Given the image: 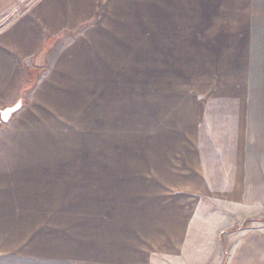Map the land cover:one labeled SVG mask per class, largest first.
<instances>
[{"label":"crops","instance_id":"1","mask_svg":"<svg viewBox=\"0 0 264 264\" xmlns=\"http://www.w3.org/2000/svg\"><path fill=\"white\" fill-rule=\"evenodd\" d=\"M0 24V111L24 93L0 264H264V224L234 230L264 218V0H0ZM239 42L247 110L202 113Z\"/></svg>","mask_w":264,"mask_h":264},{"label":"rangeland","instance_id":"2","mask_svg":"<svg viewBox=\"0 0 264 264\" xmlns=\"http://www.w3.org/2000/svg\"><path fill=\"white\" fill-rule=\"evenodd\" d=\"M238 47H239L238 56L232 57L231 59L232 65H235L234 63L236 64L238 63V66L235 68V70L239 71L237 74L227 73V74L200 75L204 79L200 81H196L194 83V85L196 86L192 88V93H199L196 98L200 99L199 109L201 110L202 113H208L210 115L224 114V115H229L227 118H230L231 114H237L240 113L241 111L247 110V106H245L244 104L246 103L248 98V93L246 88V74H245L246 73L245 72L246 43L239 42ZM232 68L233 66L231 67V69ZM263 85L264 84L262 82L261 85H257V82H255L256 98H257V94H258V98H260L258 100L256 99V101L260 103L264 102V100L262 101V99H264V94L262 93V88H261ZM26 88L29 89L28 87ZM242 104H244V106H242ZM256 112H257V108H256ZM3 123L4 122L1 121V117H0V125H2ZM262 211L264 210H261L260 212ZM258 213L256 210V212H254L253 217L248 219L246 223H243L241 222V220H239L237 225L234 226V230L237 231L247 226H251V225L259 226L264 224V218H259L257 217L259 215H255ZM262 213L264 214V212ZM231 221L233 222L232 219Z\"/></svg>","mask_w":264,"mask_h":264},{"label":"water","instance_id":"3","mask_svg":"<svg viewBox=\"0 0 264 264\" xmlns=\"http://www.w3.org/2000/svg\"><path fill=\"white\" fill-rule=\"evenodd\" d=\"M23 104H24V93L21 94L20 98L14 105L6 107L0 111L1 121L7 123L11 119V117L22 108Z\"/></svg>","mask_w":264,"mask_h":264},{"label":"trees","instance_id":"4","mask_svg":"<svg viewBox=\"0 0 264 264\" xmlns=\"http://www.w3.org/2000/svg\"><path fill=\"white\" fill-rule=\"evenodd\" d=\"M0 26H2V25H0ZM49 47V43H46V46H45V48H48ZM27 90V88L26 87H24V92Z\"/></svg>","mask_w":264,"mask_h":264}]
</instances>
